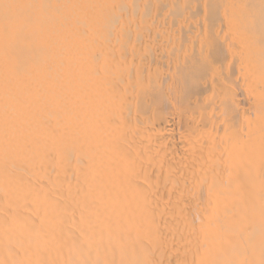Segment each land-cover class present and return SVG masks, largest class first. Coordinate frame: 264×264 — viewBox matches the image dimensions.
I'll list each match as a JSON object with an SVG mask.
<instances>
[{"label":"bare ground","instance_id":"1","mask_svg":"<svg viewBox=\"0 0 264 264\" xmlns=\"http://www.w3.org/2000/svg\"><path fill=\"white\" fill-rule=\"evenodd\" d=\"M0 264H264V0H0Z\"/></svg>","mask_w":264,"mask_h":264}]
</instances>
